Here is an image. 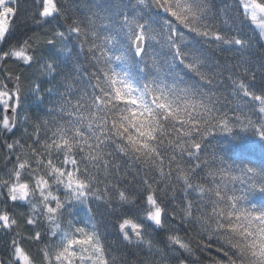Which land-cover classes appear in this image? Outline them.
Masks as SVG:
<instances>
[{
	"label": "snow or ice",
	"instance_id": "snow-or-ice-1",
	"mask_svg": "<svg viewBox=\"0 0 264 264\" xmlns=\"http://www.w3.org/2000/svg\"><path fill=\"white\" fill-rule=\"evenodd\" d=\"M0 42V264H264V0H0Z\"/></svg>",
	"mask_w": 264,
	"mask_h": 264
},
{
	"label": "trees",
	"instance_id": "trees-1",
	"mask_svg": "<svg viewBox=\"0 0 264 264\" xmlns=\"http://www.w3.org/2000/svg\"><path fill=\"white\" fill-rule=\"evenodd\" d=\"M217 2L219 3V0H217ZM228 2L231 3L232 0H228ZM27 3L29 5H31L32 0H27ZM22 18H23V14L21 15V18L17 19V21L13 25L14 30L16 32V36L13 37L10 42H12L16 38L20 37L21 34H23L26 31V29L28 30L29 34H31V32H33V31H41V29L37 28V26L32 24L31 21H29L27 25L21 23ZM48 27H49V25L44 26V28H48ZM0 47H7V45L4 44L3 42H0ZM30 110L36 111V108L33 107ZM21 114L23 115V111ZM0 115H2V113H0ZM14 135L19 136L20 130H17L14 133ZM213 135L215 138L211 140L209 147H208V151L211 152L215 148L217 150V154L224 157L228 164H233L234 159H229L227 151H226L227 150V139H225V137H227L228 134L227 133H214ZM10 139H11V137H10ZM221 149H224L225 151H220ZM2 155H3V152H2V150H0V164H3ZM249 159H251L253 161V166L260 167L261 164H264V153H262L260 151V149L257 148L250 154ZM237 163H238V161H237ZM237 187H240V185L237 184ZM253 195L255 197L253 200L254 203H257L259 205L260 203L264 202V196H261V195L256 194V193H254ZM2 207H3V205H0V208H2ZM17 210L22 211L23 209H17ZM181 235H183L182 232H181ZM32 247L34 248L35 246H32ZM212 254L213 255H222V254L216 253L215 249H212ZM207 255H208L207 253L203 254V256L205 258L207 257ZM189 264H192L191 260L189 261Z\"/></svg>",
	"mask_w": 264,
	"mask_h": 264
}]
</instances>
